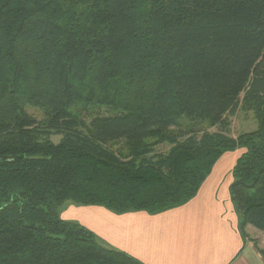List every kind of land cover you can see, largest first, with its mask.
I'll return each mask as SVG.
<instances>
[{
  "label": "trees",
  "instance_id": "trees-1",
  "mask_svg": "<svg viewBox=\"0 0 264 264\" xmlns=\"http://www.w3.org/2000/svg\"><path fill=\"white\" fill-rule=\"evenodd\" d=\"M239 111L258 127L233 137ZM238 148L246 239L264 231V0H0V264H144L63 206L161 213Z\"/></svg>",
  "mask_w": 264,
  "mask_h": 264
},
{
  "label": "crops",
  "instance_id": "crops-1",
  "mask_svg": "<svg viewBox=\"0 0 264 264\" xmlns=\"http://www.w3.org/2000/svg\"><path fill=\"white\" fill-rule=\"evenodd\" d=\"M245 152L238 148L223 154L198 194L179 207L119 214L68 202L61 218L144 264H264V231L248 226L244 239L230 194L234 168Z\"/></svg>",
  "mask_w": 264,
  "mask_h": 264
},
{
  "label": "rangeland",
  "instance_id": "rangeland-1",
  "mask_svg": "<svg viewBox=\"0 0 264 264\" xmlns=\"http://www.w3.org/2000/svg\"><path fill=\"white\" fill-rule=\"evenodd\" d=\"M27 110L32 115L36 116L38 119L42 118V113L39 109L29 106V107H27ZM99 111H100V113H103V114H109L110 113V111L105 109V108L101 109ZM91 113H92V111H91ZM86 115L88 116L89 114H86ZM230 120L232 121L231 135L237 136L240 133L253 132L258 127V123L255 120L254 114L252 112L239 111L236 114V116L230 117ZM211 131H214V129H212ZM168 149H169V146H166V145L159 147L160 151H167ZM66 204H68V203H66Z\"/></svg>",
  "mask_w": 264,
  "mask_h": 264
}]
</instances>
